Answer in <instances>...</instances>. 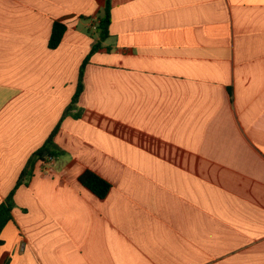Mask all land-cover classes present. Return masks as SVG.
<instances>
[{"label":"crops","instance_id":"0c3cea01","mask_svg":"<svg viewBox=\"0 0 264 264\" xmlns=\"http://www.w3.org/2000/svg\"><path fill=\"white\" fill-rule=\"evenodd\" d=\"M110 2L81 116L16 191L0 264H264V0ZM106 4L0 0V204L70 105Z\"/></svg>","mask_w":264,"mask_h":264},{"label":"trees","instance_id":"16d2710c","mask_svg":"<svg viewBox=\"0 0 264 264\" xmlns=\"http://www.w3.org/2000/svg\"><path fill=\"white\" fill-rule=\"evenodd\" d=\"M111 2L107 0L106 7L104 9L103 14L100 16L99 24L96 28V31L99 33V40L94 43L90 53L87 55L85 60L82 63L79 73V81L77 86V91L72 98L70 105L66 108L61 121L57 128L52 132L49 136L43 147H41L38 151H36L32 157L29 159L25 169L22 171L19 180L17 181L14 189L11 191L7 199L0 204V246L3 245V240L1 238V233L5 226L11 221L12 219V211L15 208V200L14 196L18 188L25 184L27 180H29L34 174V168L38 161H46L50 159H59L60 157L64 156L65 152L60 149L54 142V138L58 132V129L62 123V121L68 117L73 116L75 118H80L81 112L74 113V110L77 109V104L79 98L84 90V75H85V68L87 64L90 62L92 56L98 52L102 48V42L105 41L110 36V25H111ZM66 27L62 23L55 22L52 29V34L49 40V47L51 49H56L65 34ZM45 152H48V155L45 156ZM80 182L91 190L97 197L104 199L109 191L111 190V184L100 177L99 175L87 171L80 176Z\"/></svg>","mask_w":264,"mask_h":264},{"label":"built area","instance_id":"2783aa9c","mask_svg":"<svg viewBox=\"0 0 264 264\" xmlns=\"http://www.w3.org/2000/svg\"><path fill=\"white\" fill-rule=\"evenodd\" d=\"M97 25H98V23L94 26V29H96L97 28Z\"/></svg>","mask_w":264,"mask_h":264},{"label":"water","instance_id":"95a60500","mask_svg":"<svg viewBox=\"0 0 264 264\" xmlns=\"http://www.w3.org/2000/svg\"><path fill=\"white\" fill-rule=\"evenodd\" d=\"M45 156H47L48 155V152H45V154H44Z\"/></svg>","mask_w":264,"mask_h":264}]
</instances>
